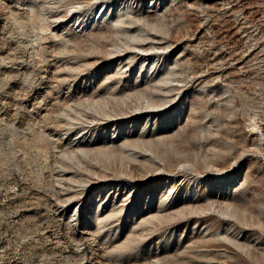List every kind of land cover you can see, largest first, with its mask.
<instances>
[{
	"label": "rangeland",
	"instance_id": "obj_1",
	"mask_svg": "<svg viewBox=\"0 0 264 264\" xmlns=\"http://www.w3.org/2000/svg\"><path fill=\"white\" fill-rule=\"evenodd\" d=\"M0 264H264V0H0Z\"/></svg>",
	"mask_w": 264,
	"mask_h": 264
}]
</instances>
